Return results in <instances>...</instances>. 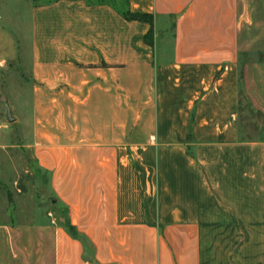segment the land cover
I'll return each mask as SVG.
<instances>
[{
  "label": "crops",
  "instance_id": "0c3cea01",
  "mask_svg": "<svg viewBox=\"0 0 264 264\" xmlns=\"http://www.w3.org/2000/svg\"><path fill=\"white\" fill-rule=\"evenodd\" d=\"M112 3L29 9L27 147L56 209L19 219L6 189L0 264H264V141L240 127L241 94L264 116V0H126L151 23Z\"/></svg>",
  "mask_w": 264,
  "mask_h": 264
},
{
  "label": "rangeland",
  "instance_id": "374dc122",
  "mask_svg": "<svg viewBox=\"0 0 264 264\" xmlns=\"http://www.w3.org/2000/svg\"><path fill=\"white\" fill-rule=\"evenodd\" d=\"M86 1L93 3L96 0ZM110 1L120 10L126 7L125 0ZM46 2L48 0H0V104L3 95H6L16 118L15 122L8 123L4 118L5 110L1 104L0 203L9 206L10 201L5 190L12 192L16 187L20 188L23 193L19 194L18 198L14 195L11 202L15 204V216L24 220H34L35 212L39 213L43 209H56L52 203L40 204L41 195L48 196L53 192L48 186L46 174L37 167L32 151L27 147L30 119L28 93L31 90L29 9L32 5ZM241 96L240 127L243 137L264 141V116L256 113L245 103L243 94ZM55 212L58 215L59 212L56 210ZM213 224V226L210 224L212 227L206 228V232L211 231L215 236L234 235L244 238L246 232L249 235L250 231L249 228L243 227L237 229V233L233 228H222L218 221ZM258 229L262 230L261 227Z\"/></svg>",
  "mask_w": 264,
  "mask_h": 264
},
{
  "label": "water",
  "instance_id": "95a60500",
  "mask_svg": "<svg viewBox=\"0 0 264 264\" xmlns=\"http://www.w3.org/2000/svg\"><path fill=\"white\" fill-rule=\"evenodd\" d=\"M1 104L4 107L5 113H4V118L8 123H13L15 122L16 118L13 115V111L9 105L8 102V98L6 95H3V98L1 100ZM40 203L41 204H46V203H52L55 204L56 203V199L54 196L52 195H48V196H41L40 198Z\"/></svg>",
  "mask_w": 264,
  "mask_h": 264
},
{
  "label": "trees",
  "instance_id": "16d2710c",
  "mask_svg": "<svg viewBox=\"0 0 264 264\" xmlns=\"http://www.w3.org/2000/svg\"><path fill=\"white\" fill-rule=\"evenodd\" d=\"M51 1L52 0H48V2H51ZM100 1L101 0H99V2ZM125 5H126V0H125ZM114 7L117 8L120 11L121 15L127 20H137V21H145V22L151 23V17L149 15L132 13L127 8H125L124 10H120L115 5ZM148 35H150V33ZM148 35H147V42H148Z\"/></svg>",
  "mask_w": 264,
  "mask_h": 264
}]
</instances>
